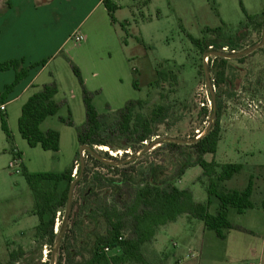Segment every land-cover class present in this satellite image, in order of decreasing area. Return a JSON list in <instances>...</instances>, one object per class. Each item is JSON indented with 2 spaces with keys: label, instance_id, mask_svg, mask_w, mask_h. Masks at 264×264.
<instances>
[{
  "label": "rangeland",
  "instance_id": "rangeland-1",
  "mask_svg": "<svg viewBox=\"0 0 264 264\" xmlns=\"http://www.w3.org/2000/svg\"><path fill=\"white\" fill-rule=\"evenodd\" d=\"M15 1L17 5L10 1L14 9L6 18L20 14L23 18V0ZM113 1L117 5L113 13L115 23L104 7L91 11L81 30L86 40L80 44L70 40L39 79L56 81L55 100L66 102L57 115L42 125V129L51 128L60 133V150L53 152L29 146L17 133V120L13 131L19 139L15 146L2 130L0 115V264H8L11 254L20 250L24 255L13 264H75L89 258L94 238L87 239L84 233L94 223L81 214L78 218L82 226L77 227V206L69 207L67 203L59 208L54 244L36 238L39 218L35 213V193L23 169L10 165L14 152L19 151L23 153L27 171L32 173H61L80 163L77 127L84 124L86 110L72 64L80 69L100 114L117 111L129 101L137 100L145 104L142 110L136 111L148 115L160 106L164 108L163 118L156 123L155 135L142 145L143 154L135 160L136 165L146 167L152 162L159 163L173 174L178 168L177 152L155 149L165 142L188 144L211 128L216 99L222 106L221 138L216 153L204 157L220 165H242V170L219 183L218 189L243 190L253 177V208L243 214L233 207L228 209L229 221L246 231L232 229L221 239L215 231L205 229L202 221L183 214L161 226L154 241L143 246L147 263L264 264V44L253 50L263 40L264 0ZM8 5L9 0H0V15ZM248 16L254 20L247 19ZM194 40L199 41L202 49ZM205 43L208 47L204 49ZM222 61L226 65L222 66ZM57 64H60L58 73L53 76L51 73L56 71ZM134 69L138 88L133 86ZM222 70L224 80L217 85L215 79ZM69 116L74 126L60 120ZM97 150L108 148L97 147ZM108 152L122 159L128 151ZM133 153L129 156L133 157ZM83 155L86 164V151ZM88 164L90 176L111 175L92 162ZM202 173L200 166L190 167L174 184L180 189H190L196 202L205 203L209 195L199 180ZM77 176L78 173L74 177ZM44 186L48 188L52 184ZM65 187L66 182L61 183L58 196ZM75 200L78 205L77 189L73 190L71 204ZM218 207V200L213 197L209 212L215 214ZM118 252L115 249L109 255Z\"/></svg>",
  "mask_w": 264,
  "mask_h": 264
},
{
  "label": "trees",
  "instance_id": "trees-1",
  "mask_svg": "<svg viewBox=\"0 0 264 264\" xmlns=\"http://www.w3.org/2000/svg\"><path fill=\"white\" fill-rule=\"evenodd\" d=\"M102 2L112 22L115 23L113 13L117 9L116 3L113 0H102ZM243 11L247 14L245 8ZM250 17L248 16L247 19L254 20ZM194 42L202 49L199 41L194 40ZM205 45L204 49L208 47L207 43ZM46 62L47 60H42L30 66L25 64V59L1 62L0 69L3 71L12 69L15 72V79L5 86L0 102L2 103L28 76L30 69L45 65ZM221 65H226V62L222 61ZM71 67L81 86L86 110V120L83 125L77 127V137L80 146L87 147L85 150L87 163L77 169L78 176L74 187L79 192L80 203L77 205L75 200L71 206H77V218L84 214L94 223L93 228L84 233L87 239L94 238L88 252L89 258L75 264H148L142 250L143 246L154 241L161 226L176 221L183 214L202 221L205 229L215 231L221 239H225L226 231L232 229L246 231L229 221L228 209L233 207L237 213L243 214L247 209L253 208L251 201L253 177H250L248 185L243 190L220 191L219 183L230 180L239 173L242 165L236 163L220 165L215 161H207L204 157L217 151L221 138V103L214 99L213 125L201 137H194L191 142H187L188 144L165 142L155 149L177 152L178 168L173 174H169L159 163L152 162L146 167L134 163L143 154L142 145L152 140L155 135L156 123L163 118L164 108L160 106L148 115L136 111L137 108L142 110L145 104L144 101L137 100L129 101L117 111L100 114L93 104L92 94L85 85L80 69L74 64ZM136 75L137 70L134 69L133 86L138 88ZM223 76V70L218 72L215 79L217 85L223 82ZM57 94L58 86L56 81H53L44 84L42 89L34 93L23 105L18 129L29 146H40L46 151H59L60 133L54 129L46 131L41 129L43 121L57 115L60 107L66 103L57 102L55 100ZM60 120L69 126H74L71 116ZM1 127L11 141L12 135L3 115H1ZM97 147L108 150H97ZM121 149L128 151L124 153L122 159H118L117 154L112 156L108 152ZM131 151L135 152L133 157L129 156ZM88 162L106 169L111 175L102 176L100 173H94L90 176L91 169ZM193 166H200L203 169L199 180L205 185L209 195L205 203L196 202L190 189H180L174 184L176 179L181 178L187 169ZM74 168L73 164L61 173H32L23 168L26 181L37 200L35 213L39 218V224L36 226L35 236L46 239L50 245L54 244L56 239L54 233L56 214L59 208L67 205L70 185L76 179L72 176ZM202 177L206 178V181H203ZM63 182H66V187L58 196L59 187ZM46 183H51L52 186L45 188ZM213 197L219 203L215 214L209 212ZM48 214L50 217H47ZM76 225L79 228L82 226L79 218ZM107 249L110 251L118 249L119 252L109 255ZM23 255V250L13 252L8 264L15 263Z\"/></svg>",
  "mask_w": 264,
  "mask_h": 264
},
{
  "label": "crops",
  "instance_id": "crops-1",
  "mask_svg": "<svg viewBox=\"0 0 264 264\" xmlns=\"http://www.w3.org/2000/svg\"><path fill=\"white\" fill-rule=\"evenodd\" d=\"M10 1H13L12 5H17L15 0H9L8 9L0 15V62L25 59V64L30 66L47 60L45 65H38L30 69L27 78L21 81L2 102H8L6 113L3 116L6 118L8 127L10 126L12 130H10L12 135L10 142L18 146L19 138L13 131L15 120H17L15 127L19 133L18 121L23 105L34 93L40 91L44 84L52 82L51 79L48 81L39 80L43 71L56 61L74 33L78 31L84 36L85 41L86 37L81 30L87 16L95 9L106 8L102 0H52L51 2L23 0V18H21V14L16 18H6L14 9L10 5ZM16 29H22V31ZM72 57L74 60L75 57ZM56 66L54 69L56 71L51 73L53 76L58 73L60 64ZM14 79L15 72L12 69L6 71L0 69V98L5 86L11 84ZM2 103L0 102V104ZM47 119L41 124V129ZM48 129L51 128L42 130ZM20 154L23 167L26 168L23 153Z\"/></svg>",
  "mask_w": 264,
  "mask_h": 264
},
{
  "label": "built area",
  "instance_id": "built-area-1",
  "mask_svg": "<svg viewBox=\"0 0 264 264\" xmlns=\"http://www.w3.org/2000/svg\"><path fill=\"white\" fill-rule=\"evenodd\" d=\"M70 40L74 44H78V43H81L82 41H84V36L77 31L76 33H74L71 36ZM206 61H208V57L206 58ZM7 104H8V102H4V103L0 104V115H4L6 113ZM10 165L13 167H21L23 169L22 156L19 152H14V158H13V161L10 163ZM77 168H78V162L76 163V168L74 170L73 176L76 175ZM107 251L109 252L110 250L107 249Z\"/></svg>",
  "mask_w": 264,
  "mask_h": 264
},
{
  "label": "water",
  "instance_id": "water-1",
  "mask_svg": "<svg viewBox=\"0 0 264 264\" xmlns=\"http://www.w3.org/2000/svg\"><path fill=\"white\" fill-rule=\"evenodd\" d=\"M263 44H264V28H263V40H262V42L259 45H257L256 47H254L253 50L257 49L258 47L262 46ZM205 69H206V66H205ZM206 71H207V69H206ZM199 137H201V135L198 136L197 138H199ZM197 138H195V139H197ZM86 148H87L86 146H80V148H79V150H80L79 158H80V164H81V166L84 165V155H83V151H85ZM76 182H77V178L71 183L70 188H69V193H68V206L69 207L71 206V200H72L73 190H74V187H75Z\"/></svg>",
  "mask_w": 264,
  "mask_h": 264
}]
</instances>
